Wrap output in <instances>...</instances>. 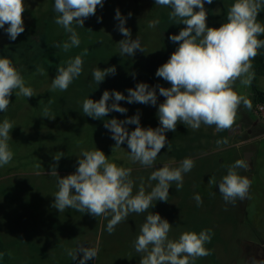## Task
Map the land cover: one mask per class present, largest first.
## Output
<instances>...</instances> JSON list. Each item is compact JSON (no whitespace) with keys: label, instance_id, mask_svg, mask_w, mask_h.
Returning <instances> with one entry per match:
<instances>
[{"label":"clouds","instance_id":"9594fccd","mask_svg":"<svg viewBox=\"0 0 264 264\" xmlns=\"http://www.w3.org/2000/svg\"><path fill=\"white\" fill-rule=\"evenodd\" d=\"M205 2L212 4L213 0H155L156 5L171 8L170 19L185 25L178 34L169 37L178 47L155 73L170 87L158 84L150 88L148 84L140 82L135 88L127 89V96L119 91L105 90L99 100H83V114L101 119L113 111L126 113L127 109L120 106V101L155 106L159 90V95L165 98L157 110L159 127H141L139 111L125 120L112 118L104 123L116 142L115 146L120 147L126 142L130 150L129 158L142 166L152 167L166 143L170 150L165 133L175 132L178 123L193 130H198L203 124L215 126L216 132L229 131L236 123L241 105L252 109V101L235 91L234 85L239 81L243 86H251L255 78L252 61L264 48V39L258 38L264 35V25L257 22L258 14L264 9V0H234L227 11V22L218 28L207 25ZM103 3L104 0H54V10L58 14L54 22L70 35L67 41L53 46L62 48L64 52L79 47L81 40L73 25L84 27V21L95 15L97 7H103ZM24 11V0H0V29H4L12 41L25 31ZM131 15L128 13V17ZM114 18L119 22L117 30L125 37L118 42L119 55L132 57L137 50L144 52L139 37L133 39L131 30L125 26L127 18L119 9L115 10ZM101 20L102 17L97 18V22ZM159 23L158 19H153L147 26L155 28ZM88 51L85 48L79 55L68 59L66 66L62 64L57 67V75L51 84L53 91H66L73 80L82 74V57ZM38 71L41 75L45 74L43 69ZM115 74L114 65L105 69H92V79L96 84ZM132 75L135 77V73ZM14 92L16 96H34L33 89L26 86L11 59L0 58V112L7 111ZM110 100L112 103L109 106ZM49 103L52 101L49 100ZM42 117L55 118L47 107L43 109ZM129 124L136 125L135 129L129 131L125 127ZM12 129L13 124L8 119L0 123V167L9 165L14 157L8 143ZM216 144L226 145L228 139H218ZM60 158L55 156L54 160L58 162ZM194 164L191 158L183 159L177 167L164 164L149 176L150 181H157L150 192H146L141 180L138 191L133 194L131 168L110 162L101 150H84L73 174L60 177L56 165H52L49 175L58 178V190L54 194L52 207L59 212L71 208L94 217L110 216L106 230L112 234L130 213L147 212L154 206L153 201L167 202L172 182L176 183L177 191L182 189L183 174L191 171ZM240 168H247L246 159H238L230 165L227 174L218 183L219 192L226 203L234 204L237 199L249 198L252 181L238 174L237 169ZM209 183H216V178L211 177ZM194 199L198 206L203 202L199 194ZM171 228L172 225L159 213L151 212L146 216L134 241L135 251L142 254L139 264H194L197 258L212 254L205 247L211 242V229L199 233L185 231L177 240H173L168 235ZM78 253H83L79 264H85L96 258L98 250L84 245L67 250V255L73 261L77 259Z\"/></svg>","mask_w":264,"mask_h":264},{"label":"rangeland","instance_id":"374dc122","mask_svg":"<svg viewBox=\"0 0 264 264\" xmlns=\"http://www.w3.org/2000/svg\"><path fill=\"white\" fill-rule=\"evenodd\" d=\"M24 3L25 31L12 41L4 29H0V58L11 59L24 78L26 86L31 87L34 92V96L29 98L16 96L14 92L10 97L7 111L0 112V123L8 119L13 124L8 143L14 157L9 165L0 167V238L7 248H10V244L14 241L11 237V217L18 212H26L24 208L19 207V199L41 197L39 195L45 198L54 196L51 190L43 191L47 183L46 177L50 176L49 172L53 164L56 165L58 174H73L78 167L81 152L98 149L104 152L110 162L131 168L132 178L138 180L143 175L150 176L164 164H170L172 167L177 165L176 161L169 159L164 163L157 160L158 158L152 167L133 162L129 158L130 150L127 143L116 147L110 131L104 127L107 120L112 118L125 120L136 115L138 111L141 127L153 129L159 127L157 110L165 98L159 95L158 89L155 106L120 101V106L127 109L126 113L113 111L101 119L85 116L82 109L84 99L99 100L105 90L119 91L127 96V89L135 88L140 82L148 84L150 88L158 84L163 87L171 86L155 75L157 69L168 61L178 47V44L173 43L169 37L178 34L185 27L177 20L169 18L171 8L156 5L155 0H104L103 7L98 6L96 14L84 21V27L73 25L81 43L79 47L64 52L56 50L53 46L67 41L64 35H70L54 22L58 15L54 10V0H24ZM232 3L234 0H213L212 4L205 2L207 25L218 28L222 23L227 22V11ZM116 9L127 18L125 26L131 30L133 39L139 37L144 52L137 50L132 57L119 55L118 42L125 37L116 27L119 23L114 18ZM128 13L132 15L128 17ZM98 17H102L101 22H97ZM153 19H158L160 23L155 28H149L148 22ZM257 22L264 25V9L258 14ZM7 27L6 24L5 28ZM85 48L89 51L82 57L84 61L82 74L73 80L66 91H53L51 84L52 79L57 75V67L62 64L66 66L68 59L79 55ZM116 60L121 61L119 66L114 64ZM113 65L116 67V74L109 75L103 82L96 84L92 79V69L96 67L105 69ZM38 69H43L45 74L41 75ZM257 88L264 92V77H258ZM234 90L252 101V109L248 110L243 105L240 106L233 127L235 129L230 135L227 132L231 129L216 132L215 126L202 124L198 130H193L183 123H178L177 126L183 128L189 138L197 139V145L208 147L211 150L210 154L236 148L240 159H244L245 152H251L257 147V143L254 142L256 140L252 139L258 133L250 135L248 130L254 129L257 119L264 120L263 114L255 109L252 84L243 86L237 81ZM49 100L52 103H49ZM108 103L110 106L112 100ZM45 107L50 110L52 116H55L54 119L42 117ZM241 124L242 127L239 128ZM125 127L132 131L136 125L129 124ZM225 137L228 139V144L217 146L216 141ZM166 139L170 143L169 137L166 136ZM176 140L179 139L176 137ZM243 141L247 143L237 145ZM55 156H61L58 162L54 160ZM227 170L228 168L221 167L216 173L209 172L201 182V189L207 191L212 185L209 183L211 177L222 179L227 174ZM150 186L153 187V184L148 181L146 188ZM210 197L206 196V198ZM173 203L176 204V200ZM26 223L22 221L19 224L15 221L18 228ZM108 251L114 252L115 249L111 247ZM136 261L135 264H139L140 258H136ZM128 262V255L120 253L115 257L114 264H129ZM242 263L236 262V264ZM194 264H202V260L197 258Z\"/></svg>","mask_w":264,"mask_h":264},{"label":"crops","instance_id":"0c3cea01","mask_svg":"<svg viewBox=\"0 0 264 264\" xmlns=\"http://www.w3.org/2000/svg\"><path fill=\"white\" fill-rule=\"evenodd\" d=\"M260 113L263 114L262 118L264 120V111ZM255 133H258V135L252 140H256L254 142L257 143V147L251 151L250 165L247 164V168H243L238 172L239 175L246 176L252 181L249 198L237 199L233 204L226 203L223 197L219 195L220 197H217L214 201L211 207L213 237L211 242L205 245L206 248L211 250L212 254L198 258L202 260V264L206 262L208 264H236L237 261L243 262L242 264H264V121L257 119L254 129L248 130L250 135H255ZM246 141L237 145L246 144ZM189 178H192L190 174H183V186H186ZM132 180L134 182L133 194H135L138 191L137 186L140 179L133 177ZM148 181L153 184V187L155 181L148 179L145 182V190L150 192L152 186L146 188ZM185 195L186 190L184 199ZM182 198L183 196L175 198L168 196L167 202L153 201L154 206L150 207L147 212L130 213L126 220L115 227L112 234H109L106 230L110 216H101L96 230L86 229L83 233H79L77 241L61 235L57 232V229L46 244L37 241L39 249H42V247L47 248L46 254L43 252L36 253L37 260L41 264H70V262L76 260L73 261L67 255V250L84 245L98 250L96 258L86 261L85 264H114L115 257L120 253H126L128 263L135 264L137 262L136 258H141L142 254L135 251L134 241L139 234L140 226L145 222L149 213H159L162 218L167 219L172 225L168 234L169 239L177 240L183 232L189 231L186 208L184 210L180 208L177 211ZM174 200H176V204L173 203ZM111 247L115 249L114 252L108 251ZM77 256L83 257V253H78Z\"/></svg>","mask_w":264,"mask_h":264},{"label":"trees","instance_id":"16d2710c","mask_svg":"<svg viewBox=\"0 0 264 264\" xmlns=\"http://www.w3.org/2000/svg\"><path fill=\"white\" fill-rule=\"evenodd\" d=\"M66 36L65 40H68L69 35ZM259 39H264L262 35ZM56 50H63L62 48H56ZM120 60H116L114 64L119 66ZM253 70L255 72V78L252 81V88L254 92V106L258 110V107L264 106V92L257 88L258 77H264V48L259 50L258 55L252 61ZM176 133H165L170 140V150H168V145L161 149V152L157 157L161 162H167V160H173L177 162L179 166L180 162L185 158H191L194 160L195 164L191 171L187 172L190 174L186 186L184 185L179 191L176 190V183L172 182L170 186V198L183 196L181 204L178 205L177 211L182 208H186L187 212V222L189 231H194L199 233L204 229H211L212 223V212L211 207L217 197L222 196L218 189V183L220 178H216V183L208 188L207 191L201 189V182L206 177L209 172H217L222 168L226 169L232 165L236 160L240 159L236 148H228L224 151L218 153H209L211 150L206 146L197 145V139L189 138L181 127H176ZM228 133V132H227ZM226 133V136H227ZM176 137L179 140H176ZM178 141H181L178 143ZM184 141V143H183ZM177 142V143H176ZM209 153V154H208ZM208 154V155H207ZM241 169H237L239 172ZM227 173V172H226ZM60 177H65L67 175L58 174ZM132 176V175H131ZM46 185L43 189L44 192H49L50 190L56 193L57 187V177L48 176L46 177ZM55 178V179H54ZM131 178V177H130ZM132 179V178H131ZM149 179V175H143L138 182V189L143 180V184ZM52 180H54L52 182ZM157 181H155V184ZM186 190V197L184 199V194ZM19 192V191H18ZM22 192V191H21ZM146 192H149L148 190ZM204 192V193H203ZM214 193V195H213ZM199 194L202 198V204L199 206L194 199V196ZM220 195V196H219ZM29 197V199H19V207L24 208L26 212H18L11 217V233L12 239L14 240L7 248L6 245L1 241L0 238V264H41L38 262L36 253L43 252L46 254L47 248L42 247L39 249L37 247V241L46 244L52 237L53 232L61 233L63 236H67L68 239L77 241L79 233H83L87 230H96L98 223L100 222L101 216L94 217L89 213H81L75 209H65L63 212H59L57 209L52 207L54 202V196L51 198L42 197ZM206 196H211L206 198ZM214 197V198H212ZM207 202V203H206ZM160 206L159 204H156ZM15 221L18 223L27 222L23 227L18 228L15 225ZM17 230L19 232H17ZM213 233V231H212ZM213 237V236H212ZM60 243V242H59ZM82 257L77 256L75 262H70V264H79Z\"/></svg>","mask_w":264,"mask_h":264},{"label":"water","instance_id":"95a60500","mask_svg":"<svg viewBox=\"0 0 264 264\" xmlns=\"http://www.w3.org/2000/svg\"><path fill=\"white\" fill-rule=\"evenodd\" d=\"M241 127H242V124L239 125V128H241ZM234 129H235V128H234ZM234 129H232V130H230V131L228 132L229 135H230L231 132H233ZM251 154H252L251 152H245V153H244V158L246 159V163H247V164H249L250 161H251Z\"/></svg>","mask_w":264,"mask_h":264},{"label":"built area","instance_id":"2783aa9c","mask_svg":"<svg viewBox=\"0 0 264 264\" xmlns=\"http://www.w3.org/2000/svg\"><path fill=\"white\" fill-rule=\"evenodd\" d=\"M264 111V106L258 107V112H263Z\"/></svg>","mask_w":264,"mask_h":264}]
</instances>
